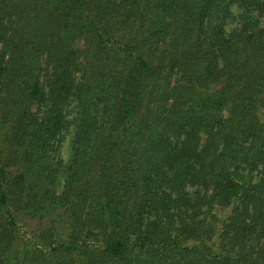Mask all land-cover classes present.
<instances>
[{
	"label": "trees",
	"instance_id": "16d2710c",
	"mask_svg": "<svg viewBox=\"0 0 264 264\" xmlns=\"http://www.w3.org/2000/svg\"><path fill=\"white\" fill-rule=\"evenodd\" d=\"M262 17L264 0H0V264H264Z\"/></svg>",
	"mask_w": 264,
	"mask_h": 264
},
{
	"label": "rangeland",
	"instance_id": "374dc122",
	"mask_svg": "<svg viewBox=\"0 0 264 264\" xmlns=\"http://www.w3.org/2000/svg\"><path fill=\"white\" fill-rule=\"evenodd\" d=\"M232 11H233V13L227 19V23H226L228 29H231V30L236 28V27H239L241 24V20H242V14H241L242 9L241 8H238L237 6H232ZM261 20H262L261 24L263 25L264 24V18L262 17ZM78 46H80V48H84L85 47L84 40H80L78 42ZM0 147H1V143H0ZM55 153L57 154V156H55V162L56 163L59 160H62L64 163H66V161H68L71 158V153H72L71 134L67 133L65 136H63L60 148ZM253 174L255 176V173H253ZM64 182H65L64 175L62 173L58 174V177L55 181L56 197L57 198L60 197V195L62 194V191L64 188ZM49 204H52V202H50ZM231 210H232V206H228V207L216 206V207H214L213 211L217 215V218H220L219 228L222 227L224 220L229 217ZM30 212H31V207L21 211V216L23 218V221L29 220L31 218ZM34 218H39V216L34 217ZM30 222L32 224H29L28 226L31 228L34 226V224L32 221H30ZM35 222H37V221H35ZM50 231H51V233H50ZM50 231H49V233L53 234L55 230L51 229ZM30 234H34V232H30Z\"/></svg>",
	"mask_w": 264,
	"mask_h": 264
}]
</instances>
